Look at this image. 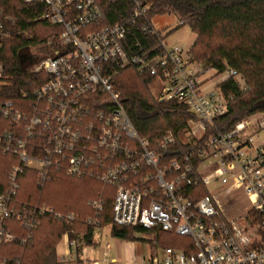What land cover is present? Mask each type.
Wrapping results in <instances>:
<instances>
[{
  "label": "built area",
  "instance_id": "2783aa9c",
  "mask_svg": "<svg viewBox=\"0 0 264 264\" xmlns=\"http://www.w3.org/2000/svg\"><path fill=\"white\" fill-rule=\"evenodd\" d=\"M24 1L42 3V17L60 32L45 42L46 55L27 64L46 80L30 94L22 92L20 104L0 99V152L15 158L0 191V250L15 239L8 221L31 229L36 215L52 211L15 199L19 177L33 170L40 183L57 172L96 179L112 188L113 223L140 227L155 238L159 231L187 236L194 246L160 247L122 263L90 258L79 248L84 237L65 232L66 264H264V113L205 135L207 124L224 116L233 99L222 85L232 79L246 89L241 75L204 67L189 48L167 46L145 0ZM116 4L125 13L112 21L108 10ZM12 21L0 4V86L9 81L2 52ZM127 66L151 78L155 100L183 104L193 117L178 130L141 136L112 81L115 69ZM218 185L224 186L221 193L212 190ZM237 190L250 207L230 217L220 194ZM104 200L101 193L89 204L100 212ZM0 264L22 263L0 255Z\"/></svg>",
  "mask_w": 264,
  "mask_h": 264
},
{
  "label": "trees",
  "instance_id": "16d2710c",
  "mask_svg": "<svg viewBox=\"0 0 264 264\" xmlns=\"http://www.w3.org/2000/svg\"><path fill=\"white\" fill-rule=\"evenodd\" d=\"M145 1L149 4V19L155 15L174 14L183 21L179 25L191 29L196 36L189 50L204 67L217 71L233 68L244 80L245 90L232 79L222 85L223 90L233 94V99L224 116L207 124L206 136L216 131L226 132L236 122L256 112L264 113V0ZM0 4L13 20L7 25L9 35L2 52L9 81L0 86V99L7 98L20 104L22 92L30 94L46 80L44 73L22 64L21 50L56 37L60 27L42 17L44 5L38 1L0 0ZM124 11L114 5L108 10L110 20H115L116 15ZM112 81L122 94L130 120L143 137L152 139L169 127L178 130L193 117L183 104L155 100L148 88L151 78L142 76L132 67L116 68ZM2 122L0 119V124ZM14 163V156L0 152V191ZM205 192L204 188H197L199 196ZM101 193L105 197L103 209L96 212L89 202ZM111 195L110 186L90 177L57 172L49 181L40 183L33 170L24 171L19 177L17 203L47 206L58 212V218L50 212L38 214L36 225L31 229L19 221H8L15 239L2 245L0 255L22 264H58L56 245L63 233H70L68 229L73 223L75 227L83 228L87 243H90L94 229L105 225H109L111 234L121 240L142 239L137 236L144 232L142 228L113 223ZM88 219L97 223L88 222ZM152 245L194 249L190 237L165 231L157 233Z\"/></svg>",
  "mask_w": 264,
  "mask_h": 264
},
{
  "label": "rangeland",
  "instance_id": "374dc122",
  "mask_svg": "<svg viewBox=\"0 0 264 264\" xmlns=\"http://www.w3.org/2000/svg\"><path fill=\"white\" fill-rule=\"evenodd\" d=\"M152 24L157 30H160L161 33L165 35L164 42L167 46H180L183 49H188L192 45L195 40V34L191 31V29L187 25H179L178 17L174 14H165V15H155L152 18ZM49 52V48L45 43L34 44L29 46L28 48H24L21 50L22 54L27 56H33L34 61L39 60L42 56L46 55ZM29 63L28 58L23 59L22 64L24 66H28ZM151 92V91H150ZM260 113V112H259ZM211 189V188H210ZM224 189V186L218 185L216 188H212L218 193H221ZM220 203L224 208L225 212L230 217H234L245 212L250 207V202L247 196H245L241 191H232L229 194H220ZM56 211V210H55ZM52 210L54 218H58L57 211L55 212ZM75 223H73L70 229H68L69 236L71 238H77L78 236H83L85 232L82 231L83 228L79 229L75 227ZM64 234V233H63ZM138 237L142 239H137L133 241H129L131 243H125L124 240H121L117 237H114L110 232V226L105 225L100 228H96L94 230L92 243H87L84 240H81V245L79 246H86L87 254L91 257L97 256L101 254L103 256L106 255L108 257H121L120 261L123 262V257L125 254L126 245L132 244L136 248V257L137 259L141 257H148L150 251H157L159 249L157 246L152 245V242L149 238L152 237L151 234H137ZM79 238V237H78ZM80 239V238H79ZM146 239V240H145ZM80 241V240H78ZM66 248L65 240L62 238L56 245V260L58 264H66L62 261L64 252ZM80 251V249H79ZM140 252H142L140 254ZM87 255V256H88ZM71 256L73 257L74 254L72 253Z\"/></svg>",
  "mask_w": 264,
  "mask_h": 264
},
{
  "label": "crops",
  "instance_id": "0c3cea01",
  "mask_svg": "<svg viewBox=\"0 0 264 264\" xmlns=\"http://www.w3.org/2000/svg\"><path fill=\"white\" fill-rule=\"evenodd\" d=\"M196 36V35H195ZM98 228H100V227H98ZM96 229V228H95ZM94 229V230H95ZM147 232H142V234H146ZM149 233V232H148ZM93 234H94V231H93ZM140 234V233H139ZM149 234H151L152 235V237H150L149 239L151 240V241H154V240H156V238H155V235L154 234H152V233H149ZM157 236V235H156ZM92 239H93V235H92V238H91V241H90V243H92ZM146 240V239H145ZM125 241V243H131V242H129L130 240H124ZM158 248H160V247H158ZM158 250L159 249H157V251H154V253H153V251H150L149 252V255L148 256H150V255H152V254H155L156 252H158ZM83 251H84V253H85V255H88L87 253V251H86V246H84L83 247ZM135 251H136V248H135V246L134 245H132V244H128V245H126V249H125V254H124V257H123V262L122 263H125V262H130L131 260H133V259H137L138 257H136V253H135ZM142 252H140V254H141ZM105 254V253H104ZM103 254V256L101 255V254H98L97 256H93V257H91V256H89L90 258H97V259H100V258H103V257H105L106 255H104ZM113 258H116L118 261H120V258L121 257H115V256H112ZM121 262V261H120Z\"/></svg>",
  "mask_w": 264,
  "mask_h": 264
},
{
  "label": "flooded vegetation",
  "instance_id": "af4514ba",
  "mask_svg": "<svg viewBox=\"0 0 264 264\" xmlns=\"http://www.w3.org/2000/svg\"><path fill=\"white\" fill-rule=\"evenodd\" d=\"M26 58H28L29 62H32L34 59V57L30 55V56H26L25 58H21L22 62H23V59H26Z\"/></svg>",
  "mask_w": 264,
  "mask_h": 264
},
{
  "label": "water",
  "instance_id": "95a60500",
  "mask_svg": "<svg viewBox=\"0 0 264 264\" xmlns=\"http://www.w3.org/2000/svg\"><path fill=\"white\" fill-rule=\"evenodd\" d=\"M26 56H27V55H25V54H21V55H20L21 58H25ZM123 101H124V99H123Z\"/></svg>",
  "mask_w": 264,
  "mask_h": 264
}]
</instances>
